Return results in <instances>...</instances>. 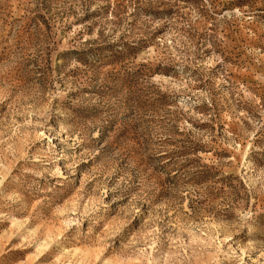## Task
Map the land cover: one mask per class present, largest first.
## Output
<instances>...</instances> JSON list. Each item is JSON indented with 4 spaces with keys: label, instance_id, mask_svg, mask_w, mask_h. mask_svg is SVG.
Instances as JSON below:
<instances>
[{
    "label": "rangeland",
    "instance_id": "374dc122",
    "mask_svg": "<svg viewBox=\"0 0 264 264\" xmlns=\"http://www.w3.org/2000/svg\"><path fill=\"white\" fill-rule=\"evenodd\" d=\"M0 264H264V0H0Z\"/></svg>",
    "mask_w": 264,
    "mask_h": 264
}]
</instances>
